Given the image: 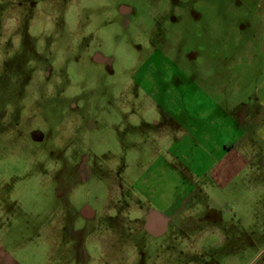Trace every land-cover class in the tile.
Here are the masks:
<instances>
[{
  "label": "rangeland",
  "instance_id": "374dc122",
  "mask_svg": "<svg viewBox=\"0 0 264 264\" xmlns=\"http://www.w3.org/2000/svg\"><path fill=\"white\" fill-rule=\"evenodd\" d=\"M263 6L0 0L1 252L23 264H186L174 226L207 204L236 244L218 264H264V161L228 166L244 108L229 87L213 91L264 77L233 51ZM151 209L169 219L163 236L145 228Z\"/></svg>",
  "mask_w": 264,
  "mask_h": 264
},
{
  "label": "crops",
  "instance_id": "0c3cea01",
  "mask_svg": "<svg viewBox=\"0 0 264 264\" xmlns=\"http://www.w3.org/2000/svg\"><path fill=\"white\" fill-rule=\"evenodd\" d=\"M260 7L262 8V4L260 5ZM257 10H259V7L257 8ZM252 28L256 29V32L254 34L252 32ZM251 32L252 33L250 36L252 37H248L249 39H251V41L248 43V46L241 47L243 49H238L237 46H239L240 43L236 42V49L233 50L234 54H237L239 58L244 55L249 61L248 66L250 67L254 65L260 66V64L264 65V12L260 15L257 21H253ZM253 39L258 41L257 43L259 44V46H257L256 48L253 46ZM257 55L259 57H257ZM233 60L234 65H232V67L237 68L239 66L238 64H235L237 58L234 57ZM242 81L243 79H235L234 81L230 82V84H228L227 82H218L217 86H214L213 91L214 93L221 96L226 91L222 88L229 87L230 90L232 89L231 92L238 97L236 98L235 102H238L239 105L244 108V111H240L237 107L239 114L237 111H235L234 115L232 116L234 117L233 125L235 137L232 142H229L227 147H224L223 156L225 158L223 159H226L228 166H230L231 168L236 164L242 163L243 166L250 168L253 173V167L256 166L259 161H264V77L256 78V84L253 86V88H251V84H247L246 82ZM249 89L250 93H252L247 95ZM241 152H244L245 156ZM231 157L233 161H231ZM222 166V163L219 161V182H222L224 180V177H226L221 176V174H223L221 170ZM50 261L52 260L51 256L49 255L48 260L43 264H52L50 263ZM0 264L23 263L9 253H2L0 246Z\"/></svg>",
  "mask_w": 264,
  "mask_h": 264
},
{
  "label": "flooded vegetation",
  "instance_id": "af4514ba",
  "mask_svg": "<svg viewBox=\"0 0 264 264\" xmlns=\"http://www.w3.org/2000/svg\"><path fill=\"white\" fill-rule=\"evenodd\" d=\"M152 211L157 210L151 209L149 213ZM215 211L214 207L205 204L200 214H187L184 216L185 223L181 222L179 226H174L182 233L180 242L184 246L183 254L185 255L186 264H218L223 253H225V258L229 259L230 263L236 244L232 243L231 238L226 239L228 237L226 234L228 226H217L218 218ZM161 215L163 216V214ZM186 216H195L196 218H193L192 222H186L189 219ZM145 225H147V217L145 218ZM169 225V219L166 218V227L163 232L153 233L148 231V233L155 237L163 236L168 228H172ZM222 237L226 238H223V240ZM222 248L225 249L222 250Z\"/></svg>",
  "mask_w": 264,
  "mask_h": 264
},
{
  "label": "water",
  "instance_id": "95a60500",
  "mask_svg": "<svg viewBox=\"0 0 264 264\" xmlns=\"http://www.w3.org/2000/svg\"><path fill=\"white\" fill-rule=\"evenodd\" d=\"M145 227L149 232H153V233L163 232L166 227V218L163 217L157 211H152L147 216V225Z\"/></svg>",
  "mask_w": 264,
  "mask_h": 264
}]
</instances>
